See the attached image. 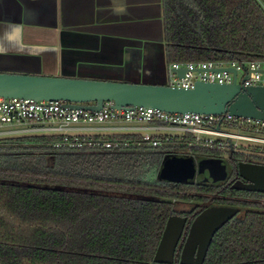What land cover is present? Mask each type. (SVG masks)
Masks as SVG:
<instances>
[{
	"label": "trees",
	"instance_id": "1",
	"mask_svg": "<svg viewBox=\"0 0 264 264\" xmlns=\"http://www.w3.org/2000/svg\"><path fill=\"white\" fill-rule=\"evenodd\" d=\"M162 5L168 64L264 61V0ZM73 142L45 135L0 139V264H155L167 221L178 214L172 200L192 199L184 192L196 190L159 182V158L179 149L221 154L151 148L141 135L82 138L81 148ZM26 156L39 158L43 169L13 166ZM95 162L99 168H92ZM110 163L113 168L103 166ZM237 193L246 197L233 205L243 216L215 235L204 264H264V196L255 202L256 195Z\"/></svg>",
	"mask_w": 264,
	"mask_h": 264
},
{
	"label": "crops",
	"instance_id": "2",
	"mask_svg": "<svg viewBox=\"0 0 264 264\" xmlns=\"http://www.w3.org/2000/svg\"><path fill=\"white\" fill-rule=\"evenodd\" d=\"M170 65L162 0H0V72L161 86Z\"/></svg>",
	"mask_w": 264,
	"mask_h": 264
},
{
	"label": "water",
	"instance_id": "3",
	"mask_svg": "<svg viewBox=\"0 0 264 264\" xmlns=\"http://www.w3.org/2000/svg\"><path fill=\"white\" fill-rule=\"evenodd\" d=\"M188 70H175L183 79ZM194 71H198L195 70ZM201 71V70H200ZM215 71L232 73L231 84L197 82L193 89L173 88L167 85L155 86L110 81L84 80L76 78L26 75L0 72V98H18L32 101L62 102L64 108L99 113L106 103H113L112 110L134 111L136 108L154 109L170 115L197 114L208 116L230 115L245 120L264 123V87L244 86L251 71L241 83L238 72L233 68H219ZM259 73L264 74V70ZM200 168L208 170L209 177L225 175V168L219 161L203 160ZM249 170V172H248ZM251 185L236 184L233 189L264 194V168H246ZM196 172L192 158H168L160 171L159 178L168 183L181 184L191 180ZM208 202L204 208L211 204ZM201 212V211H200ZM239 213L233 208H207L193 222L190 231H185L186 219L173 216L167 221L162 239L154 257L155 264H204L215 235ZM186 240L184 248L179 244ZM181 250L177 261L176 249Z\"/></svg>",
	"mask_w": 264,
	"mask_h": 264
},
{
	"label": "built area",
	"instance_id": "4",
	"mask_svg": "<svg viewBox=\"0 0 264 264\" xmlns=\"http://www.w3.org/2000/svg\"><path fill=\"white\" fill-rule=\"evenodd\" d=\"M188 71L179 79L175 70ZM219 68H233L238 72L237 82L251 71L244 86L264 87V61L251 62H207L171 64L169 66L168 86L180 89H193L197 82L231 84L232 73L215 71ZM198 70V71H194ZM201 70V71H200ZM243 77L240 81V73ZM113 103H106L99 113L83 110H70L62 102L32 101L18 98H0V139L7 136H62L70 147L81 148L80 139L91 140L96 135H141L144 143L151 148L176 147L199 148L223 153L236 151L246 142L264 146V123L245 120L230 115L208 116L197 114L170 115L159 110L136 108L134 111L112 110ZM148 125V128L127 127L123 125ZM106 125L116 127L106 128ZM248 131L253 135L233 134L228 130ZM170 132V133H169ZM190 138L191 140H188ZM177 143L175 144V142ZM105 148L119 147L111 143L102 144Z\"/></svg>",
	"mask_w": 264,
	"mask_h": 264
},
{
	"label": "flooded vegetation",
	"instance_id": "5",
	"mask_svg": "<svg viewBox=\"0 0 264 264\" xmlns=\"http://www.w3.org/2000/svg\"><path fill=\"white\" fill-rule=\"evenodd\" d=\"M172 157L192 158L195 161L196 172L194 174L193 179L187 180L186 182H183L181 184L168 183L166 181H162L159 178L160 173L158 174L159 182L163 183L164 185L171 187H178L180 185H185L196 189V190H190L188 192H184L187 193L188 195H191L193 197L192 199L172 200V204H175L176 209L178 210V214L173 216L186 219V226L188 227L185 230L187 231V235L185 236L186 239L188 237V233L195 219L199 216L201 212H203L207 208L238 209L239 213L236 217L240 218L243 216V212L241 211L240 208H236L233 205L238 204L246 197L244 194H241L240 196L237 192L256 195L257 197L256 199L259 200H255V202H259L261 199L260 197L264 196L263 193L239 191L233 189V186H235L236 184H241L244 186H248L252 184L251 181H248L242 176V168H243V173L247 176H251V175L247 173L246 168H259V167L264 168V146L261 147L260 145H258V146H252L250 148H242L241 146L236 151L228 150L221 154H211V155L205 154L200 156H193L187 153L162 154L161 157L159 158L160 165H158L157 168L162 169L164 162L168 158H172ZM203 160L219 161L225 168L224 171L225 175L220 176L219 179L217 180L216 177H209V182L208 181L205 182V179L208 176L207 175L208 170L207 169L200 170V168H209V167L200 166V163ZM249 199L251 200L252 198ZM211 200H212L211 204L207 208H204V206ZM261 201L264 200L262 199ZM178 203L183 204L180 209L178 207L181 204ZM183 238H184V234L178 244V246L180 244L182 245V249L184 248L186 242V240H182ZM182 249L179 250L178 247L176 249L178 263L180 261Z\"/></svg>",
	"mask_w": 264,
	"mask_h": 264
},
{
	"label": "rangeland",
	"instance_id": "6",
	"mask_svg": "<svg viewBox=\"0 0 264 264\" xmlns=\"http://www.w3.org/2000/svg\"><path fill=\"white\" fill-rule=\"evenodd\" d=\"M239 76H240V81H241V78L243 77V73L241 72L240 74H239ZM121 83H129V82H121ZM130 84H137V83H134V82H131ZM142 84H145V83H142ZM168 84H169V80L167 79V81H166V83H165V85H167L168 86ZM147 85V84H146ZM126 125V124H125ZM228 132H230V133H233V134H241V135H246V136H250V135H253L252 133H249L248 131H243L242 132V130H237V129H234V130H228ZM17 137H21V136H7V137H3V138H1V139H8V138H17ZM241 146H242V148H250V147H252V146H258V145H254V144H250V143H246V142H238ZM261 147H263V146H261ZM180 151H177V150H171V151H174V152H176V153H183V152H181V150L182 149H179ZM169 151V150H168ZM170 152V151H169ZM40 162V159L39 158H34V157H31V156H26V157H21V158H19V160H17V162L13 165L14 167H19V168H23V169H31V170H41V169H43V168H40V164L41 163H39ZM51 163H49L48 161H47V165L48 166H50V165H52V164H54L53 163V161L51 160L50 161ZM99 162H97V164H96V162L94 163V165H91L92 166V168H99L100 167V165L99 164H101V163H99ZM103 166H106L107 168H113V166H112V164L110 163V165L109 164H105V165H103ZM103 166H102V168H103ZM60 170L61 168H56V170ZM98 170V169H97ZM106 171H108V169L106 170ZM161 190V189H160ZM162 191V190H161ZM178 204H181V205H179V209L181 208V206L183 205L182 203H178ZM185 204V203H184Z\"/></svg>",
	"mask_w": 264,
	"mask_h": 264
}]
</instances>
